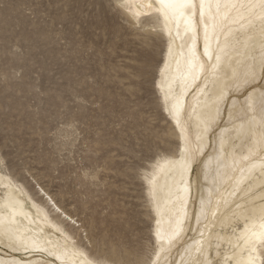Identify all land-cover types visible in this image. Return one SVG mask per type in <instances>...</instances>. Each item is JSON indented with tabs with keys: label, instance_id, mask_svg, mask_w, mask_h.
<instances>
[{
	"label": "rangeland",
	"instance_id": "obj_1",
	"mask_svg": "<svg viewBox=\"0 0 264 264\" xmlns=\"http://www.w3.org/2000/svg\"><path fill=\"white\" fill-rule=\"evenodd\" d=\"M146 19L117 0H0V169L51 211L43 184L81 247L115 264L150 260L135 171L176 142L153 84L166 40Z\"/></svg>",
	"mask_w": 264,
	"mask_h": 264
},
{
	"label": "bare ground",
	"instance_id": "obj_2",
	"mask_svg": "<svg viewBox=\"0 0 264 264\" xmlns=\"http://www.w3.org/2000/svg\"><path fill=\"white\" fill-rule=\"evenodd\" d=\"M117 3L134 21L150 19L151 27L166 40L154 88L175 136H179L181 144L187 141L194 153L191 162L171 155L157 158L144 174L155 178L154 185L143 179L152 214L149 236L154 243L147 264H196L203 259L200 248L220 264H225V259L228 264H245L249 257L243 238L246 222L250 230L258 229L259 209L264 203V173L260 167L264 161V145L260 143L264 137V110L259 90L250 101L243 95L244 87L217 101L222 83L214 84L208 77L205 86L206 76L200 73V64L210 60L228 38L230 55L224 69L229 80H243L255 66L257 81L253 83L259 82L264 9L258 5L264 0ZM197 84L205 90L199 91ZM217 107L221 116L204 132V122L209 113L215 115ZM226 108L231 110V118ZM201 144L203 147L197 150ZM197 161L203 163L195 170ZM241 177L244 180L237 186L236 180ZM39 193L51 211L0 169V264H58V260L60 264H115L98 260L82 248L65 227L69 216L40 188ZM210 193L211 211L201 217L200 201L208 199ZM173 255L176 258L172 262ZM255 259L260 264L259 251Z\"/></svg>",
	"mask_w": 264,
	"mask_h": 264
},
{
	"label": "snow or ice",
	"instance_id": "obj_3",
	"mask_svg": "<svg viewBox=\"0 0 264 264\" xmlns=\"http://www.w3.org/2000/svg\"><path fill=\"white\" fill-rule=\"evenodd\" d=\"M198 7V6H197ZM261 9H264V4L258 5ZM261 20L264 21V15L261 16ZM188 23L191 24V19L188 20ZM261 34L264 35V27L261 29ZM229 45H228V38L225 40V44L220 46L218 48V51L211 54V59L204 61L200 64V73L205 74L206 80H205V86L207 83V78L211 77L212 82L214 84H221L222 87L219 88V91L216 93V99L217 101H222L226 95V93L230 91H238L241 87L245 88L244 96L252 101L254 94L259 90V100L261 109L264 110V47L260 50V59H261V72H260V79L259 82L253 83V81L256 80V72H255V66L252 67V69L246 74L243 80H237V79H231L229 80V73L225 71L224 69V61L227 59V57L230 55L229 51ZM205 52H208V49H205ZM193 82L196 81L195 77L192 78ZM153 84H155V79H153ZM187 85L185 84V88ZM197 89L199 91L203 92L205 89L200 88L199 84L196 85ZM169 88H171V84L169 83ZM229 99H231V96H229ZM177 105L180 104V98L177 97L176 99ZM235 102L233 101V104ZM225 113L228 115L229 118L232 116V112L229 109H225ZM220 109L219 107L215 110V115H212L209 113L208 119L204 122L205 127L203 129L204 132H207L211 127L212 124L215 122L217 117H220ZM174 134H175V130ZM200 139H203V133L200 136ZM261 145H264V137L261 138L260 141ZM221 144H223V140L221 139ZM203 145L201 144L199 148H202ZM183 149V150H182ZM264 151V149H262ZM168 155H171L173 157H179V160L181 161H188L191 162V160L194 158V153L192 152L191 145L185 141L183 144H181L179 140V136L176 137V142L173 144L171 151L168 153ZM219 159V156L217 157ZM199 163H203V161H200ZM261 172L264 173V161H261ZM87 175V173H85ZM93 180L95 179L94 176L91 177ZM135 178L137 180H143L148 179L150 184H155V178L154 176L145 177L144 173L140 171V169H137L135 171ZM244 180V177H241L239 180H236V185L238 186L241 184ZM41 189H45V186L43 184L40 185ZM236 189H233V192H235ZM232 193H229L231 195ZM50 195V194H49ZM261 200L264 201V195L261 196ZM211 201V193L209 194L208 199L202 198L200 201V216L204 217L208 214V212L211 211L209 208V204ZM235 216L236 213H233ZM243 238L245 241V245L247 247V250L249 252V257L245 264H256L255 254L257 251H259V254L261 256L260 264H264V203H262L260 209H259V227L258 229L256 227L251 228V230L247 226H245V230L243 233ZM200 256L203 257V259H199L196 264H220V261L214 260L211 258L210 253H207L204 248L199 249ZM187 255V251H186ZM182 261L184 262V258L182 257ZM58 264H60V261L58 260ZM191 264V262H190ZM225 264H228L227 259H225Z\"/></svg>",
	"mask_w": 264,
	"mask_h": 264
}]
</instances>
